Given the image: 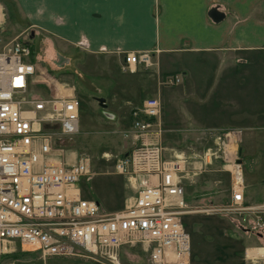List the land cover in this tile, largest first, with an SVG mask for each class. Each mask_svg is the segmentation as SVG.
<instances>
[{
  "label": "built area",
  "instance_id": "2783aa9c",
  "mask_svg": "<svg viewBox=\"0 0 264 264\" xmlns=\"http://www.w3.org/2000/svg\"><path fill=\"white\" fill-rule=\"evenodd\" d=\"M2 17H0L1 32ZM30 38L0 40V255L17 248L42 258L115 257L118 247L141 244L151 264H189V235L182 217L190 213L234 217L245 230L264 225V203L244 197L240 133L227 129L214 136L200 163L220 159L230 174L225 204L190 206L181 172L184 164L163 157L160 103H141L124 137L131 147L114 160L116 173L135 187V198L123 210L107 213L94 198H83L80 181L90 173L87 156L66 160L65 142L79 131L80 101L75 95L36 97L30 93L35 74ZM151 51L123 55L122 70L151 69ZM167 74L162 83H179ZM135 115L137 111H134ZM178 158V157H176ZM131 189V188H130Z\"/></svg>",
  "mask_w": 264,
  "mask_h": 264
},
{
  "label": "rangeland",
  "instance_id": "374dc122",
  "mask_svg": "<svg viewBox=\"0 0 264 264\" xmlns=\"http://www.w3.org/2000/svg\"><path fill=\"white\" fill-rule=\"evenodd\" d=\"M0 17L2 43H10L17 36L30 38L34 32L26 28L27 22L13 0H0ZM31 43L35 64L32 93L37 97L75 95L80 101L79 131L65 145L66 160L73 155V160L80 156L90 158V173L79 183L83 198L96 199L103 211L112 213L123 210L134 195L126 177L114 170V160L131 147L124 135L133 119L140 117L141 104L137 107L131 102L129 106L121 100L128 94L133 101L143 97L159 100L163 157L186 160L181 175L193 205H221L230 199V174L222 168L221 160L211 159L200 168L205 150L216 146L215 134L227 129L240 133L247 200L264 199V48L245 55L238 51L220 52L203 65H199V58L192 60L190 56L188 73H170L181 78L172 85L162 83L164 74L158 81L155 75H147L153 68L143 73L136 72L140 69L132 72L120 68L117 73L123 89L117 92V99L121 101L116 100L115 107L107 108L97 98L107 100L114 84L104 77L92 79L85 74L84 56L75 64L76 69H71L55 58L50 63L53 52L46 40H39L34 34ZM128 52L131 51L123 55ZM179 58L187 62L185 56ZM140 76L147 78L146 85L134 81ZM68 152L73 155L69 157ZM182 223L189 235V264H264V255H256L257 250L247 258L248 248L264 247V225L258 232L245 230L234 217L204 213L185 214ZM117 250L114 258L88 254L42 258L37 252L17 248L0 255V264H151L141 244L124 245Z\"/></svg>",
  "mask_w": 264,
  "mask_h": 264
},
{
  "label": "crops",
  "instance_id": "0c3cea01",
  "mask_svg": "<svg viewBox=\"0 0 264 264\" xmlns=\"http://www.w3.org/2000/svg\"><path fill=\"white\" fill-rule=\"evenodd\" d=\"M13 1L27 22L26 28L34 31L31 41L36 34L51 45L50 63L56 59L76 69L75 64L84 56L85 74L92 79L104 77L114 84L105 99L107 108L115 107L116 100H120L117 92L122 91L123 85L117 72L126 51H151L154 67L151 74H146L155 75L158 81L176 71L188 73L190 56L192 60L199 58V65H203L220 52L238 51L245 55L264 48V0ZM180 56H185L187 62ZM138 69L137 73H143ZM146 77L134 81L146 85ZM130 96L125 94L121 99L129 106L134 102L138 107L145 99L133 101ZM244 197L249 204L264 201H248L245 191ZM185 200L195 206L187 190ZM254 250L247 249V258Z\"/></svg>",
  "mask_w": 264,
  "mask_h": 264
},
{
  "label": "bare ground",
  "instance_id": "6f19581e",
  "mask_svg": "<svg viewBox=\"0 0 264 264\" xmlns=\"http://www.w3.org/2000/svg\"><path fill=\"white\" fill-rule=\"evenodd\" d=\"M31 60H32V62H33V57H31ZM35 65V64H34ZM30 93L33 95V96H35L33 93H32V91H31V89H30ZM37 97V96H36ZM68 155H69V153H68ZM184 157H181L180 158V162L182 163V159H183ZM191 172H193V171H191ZM243 184H244V181H243ZM183 185H185V184H183ZM186 187V186H185ZM245 187V186H244ZM131 188V190L133 191V192H135L136 190H135V187H133V186H131L130 187ZM134 195H135V193H134ZM132 196L131 198H130V202L128 201V203L125 205L126 207H128V206H130V204L133 202V200H134V198H135V196ZM113 213V212H112ZM185 228V227H184ZM186 230V229H185ZM118 249V248H117ZM256 250H257V254L256 255H260V256H263L264 255V247H259V248H256ZM118 251V250H117ZM255 255V256H256ZM255 256H251V257H255Z\"/></svg>",
  "mask_w": 264,
  "mask_h": 264
},
{
  "label": "water",
  "instance_id": "95a60500",
  "mask_svg": "<svg viewBox=\"0 0 264 264\" xmlns=\"http://www.w3.org/2000/svg\"><path fill=\"white\" fill-rule=\"evenodd\" d=\"M97 102L99 103V104H101L102 106H105L106 107V104H105V98H103V97H99V98H97ZM240 150H239V155H240Z\"/></svg>",
  "mask_w": 264,
  "mask_h": 264
}]
</instances>
